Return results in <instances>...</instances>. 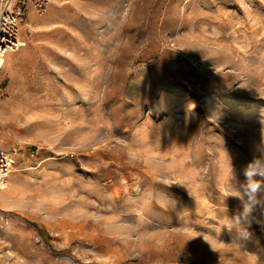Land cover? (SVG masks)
I'll use <instances>...</instances> for the list:
<instances>
[{"label": "rangeland", "instance_id": "rangeland-1", "mask_svg": "<svg viewBox=\"0 0 264 264\" xmlns=\"http://www.w3.org/2000/svg\"><path fill=\"white\" fill-rule=\"evenodd\" d=\"M21 39L0 264H264V0H52Z\"/></svg>", "mask_w": 264, "mask_h": 264}, {"label": "built area", "instance_id": "built-area-1", "mask_svg": "<svg viewBox=\"0 0 264 264\" xmlns=\"http://www.w3.org/2000/svg\"><path fill=\"white\" fill-rule=\"evenodd\" d=\"M52 0H0V31L9 37L7 50L0 48V53L14 51L20 47L21 29L31 26L32 17L44 12ZM12 37H15L13 39ZM10 160L0 150V179L7 176Z\"/></svg>", "mask_w": 264, "mask_h": 264}, {"label": "bare ground", "instance_id": "bare-ground-1", "mask_svg": "<svg viewBox=\"0 0 264 264\" xmlns=\"http://www.w3.org/2000/svg\"><path fill=\"white\" fill-rule=\"evenodd\" d=\"M20 40V44H25L26 41L24 39H21V36L19 38ZM5 63V54H2L0 53V66H2L3 64ZM1 153L2 155H5L9 160L10 162H14V159L12 158L11 154L3 149H1ZM6 186V179L5 177L0 179V189L4 188Z\"/></svg>", "mask_w": 264, "mask_h": 264}, {"label": "snow or ice", "instance_id": "snow-or-ice-1", "mask_svg": "<svg viewBox=\"0 0 264 264\" xmlns=\"http://www.w3.org/2000/svg\"><path fill=\"white\" fill-rule=\"evenodd\" d=\"M15 39V37H12ZM9 37L8 35H5V32L0 31V48H3L4 50H7L8 44H9Z\"/></svg>", "mask_w": 264, "mask_h": 264}, {"label": "clouds", "instance_id": "clouds-1", "mask_svg": "<svg viewBox=\"0 0 264 264\" xmlns=\"http://www.w3.org/2000/svg\"><path fill=\"white\" fill-rule=\"evenodd\" d=\"M249 183H253L256 185V187H259V181H256V180H250Z\"/></svg>", "mask_w": 264, "mask_h": 264}]
</instances>
